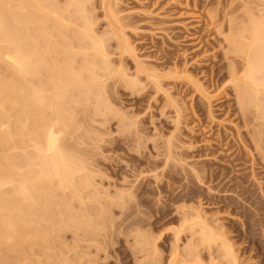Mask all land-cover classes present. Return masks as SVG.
Masks as SVG:
<instances>
[{
  "label": "rangeland",
  "instance_id": "rangeland-1",
  "mask_svg": "<svg viewBox=\"0 0 264 264\" xmlns=\"http://www.w3.org/2000/svg\"><path fill=\"white\" fill-rule=\"evenodd\" d=\"M52 1L43 0L47 6ZM101 1L91 0L88 14L104 32L109 27ZM66 2L52 3L57 8ZM116 9L136 22L137 28L126 32L137 60L125 55L123 62L135 84L114 85L109 79L106 96L83 95L75 106L79 122L67 127L77 164L92 175L84 203L69 193L68 198L90 229L60 228L61 215L67 218L70 211L58 206L49 241H25L23 249L13 240L2 242L0 264H212L211 259L222 264L218 241L207 247L194 233V206L209 220L216 218L213 224L223 228L238 264H264V140L253 144L255 134L264 135V87L256 86L261 90L247 100L239 89L248 71L246 58L255 52L251 28L264 25V0H117ZM73 28L78 25L70 24ZM112 42L108 49L115 51ZM62 47L54 52L58 62L73 59L79 69L84 60L79 47ZM117 57L112 55L113 67L120 65ZM138 61L160 75V88L147 74L137 75ZM262 76L264 70L255 74ZM169 147L181 161L167 160ZM230 153L244 156L233 162L239 164L235 169ZM0 154H5L1 148ZM207 160L217 161L210 168L220 177L221 169L229 171L220 182L225 184L220 199L207 197L206 185L194 186L192 166ZM241 176L246 191L236 189Z\"/></svg>",
  "mask_w": 264,
  "mask_h": 264
},
{
  "label": "bare ground",
  "instance_id": "bare-ground-1",
  "mask_svg": "<svg viewBox=\"0 0 264 264\" xmlns=\"http://www.w3.org/2000/svg\"><path fill=\"white\" fill-rule=\"evenodd\" d=\"M52 2L47 6L43 0H36V4L26 0H0V69L4 68V72L0 71V148L5 151V154H0V245L13 240L16 248L25 241L31 244L40 239L48 240L49 232L56 225L54 213L59 207L70 211L67 218L61 215L58 224L60 228L73 226L90 229L87 217L80 211L73 212L72 202L68 198L69 193L77 197L80 203H84V191L90 192L92 175L85 164H77L75 151L70 149L72 141H68V135L72 134L67 127L77 126L76 122L79 120L75 118V106L83 95L89 98L92 94L99 96V93L104 92V96L109 79L114 85L121 81L135 84L134 79H127L130 75L123 65L127 59L125 55L137 60L135 47L126 32L128 27L133 30L137 28L132 14L119 15L117 0H102L100 5L109 28L99 32L93 17L88 14L91 0H67L64 6L59 5L57 8ZM70 24H77L78 28L71 30ZM251 31L255 52L254 56L248 55L246 58L248 71L244 74L243 85L239 87L245 100L248 96L256 97L261 85V88L264 87V76L255 77L257 72L264 70V25L253 26ZM53 38L59 42L58 46L63 44L64 51H72L76 45L79 47V53L84 58L79 69L72 65L76 60H70L73 63L66 61V64L60 60L58 62V57L54 55L58 46L53 43ZM111 40L118 47L115 51L108 49ZM237 46L240 50L244 49L241 42ZM75 53L78 52L74 51ZM116 53L120 65L113 67L115 59L113 60L112 55ZM136 69L137 75L147 74L155 82L157 89L160 88L159 74H151L149 68L140 61ZM234 69L237 68L234 66L232 70L235 71ZM164 76L170 77L167 74ZM258 85L260 87L257 88ZM179 120L178 113L177 122ZM260 135L262 134L259 132L258 137L254 135L256 142H252L253 144L264 140V135ZM249 137H252L251 141L254 140L253 136ZM218 142L222 144L221 138ZM12 149L17 151L11 153ZM177 155L180 156L171 147L168 148L167 160L170 157L177 158ZM227 156L232 155L230 153ZM242 156L234 155L231 163L243 159ZM214 162L217 161L207 160L199 166H192L196 179L194 186L195 183L203 188L206 185V196L220 199L223 195L219 193L225 187L220 182H224L223 179L229 172L227 169L239 164L226 166L227 171L221 169L223 176L220 177L218 172L215 173L210 168ZM172 171L174 173V169ZM255 174L253 172V178ZM234 178L230 176L228 180ZM214 180H218L216 185H212ZM245 182L246 179L242 177V182L236 183V189L248 190V186L243 185ZM261 188L264 190L263 186ZM53 205L56 207L52 208ZM201 208L194 206V219H190L194 221V233L199 234L201 243H207V247L218 241L222 248V264H238L232 244L224 237L223 228L215 226L219 225L216 222L213 224L216 218L209 220L210 217L204 216ZM177 236L179 233L175 235L176 238ZM211 262L215 264V260L211 259Z\"/></svg>",
  "mask_w": 264,
  "mask_h": 264
}]
</instances>
